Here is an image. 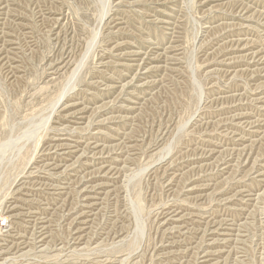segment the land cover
<instances>
[{"label": "rangeland", "instance_id": "obj_1", "mask_svg": "<svg viewBox=\"0 0 264 264\" xmlns=\"http://www.w3.org/2000/svg\"><path fill=\"white\" fill-rule=\"evenodd\" d=\"M0 60V264H264V0H0Z\"/></svg>", "mask_w": 264, "mask_h": 264}, {"label": "bare ground", "instance_id": "obj_2", "mask_svg": "<svg viewBox=\"0 0 264 264\" xmlns=\"http://www.w3.org/2000/svg\"><path fill=\"white\" fill-rule=\"evenodd\" d=\"M208 1V0H207ZM211 1V0H210ZM215 1V0H214ZM219 1V0H218ZM202 3H203V1H202ZM165 4V3H164ZM206 7V6H205ZM239 8H242V7H239ZM242 10H243V8H242ZM238 11V10H237ZM245 11V10H244ZM238 13V12H237ZM256 20V19H255ZM110 22H112V21H110ZM109 22V23H110ZM108 23V22H107ZM113 23V22H112ZM106 26H108V25H106ZM110 26V25H109ZM233 26V25H232ZM111 27V26H110ZM235 27H237V26H235ZM172 36H174V35H172ZM3 39V38H2ZM181 39V38H180ZM236 41H238V40H236ZM4 42V41H3ZM231 42V41H230ZM229 42V43H230ZM170 43V42H169ZM173 43V42H172ZM177 43V42H176ZM238 43V42H237ZM227 44V43H226ZM240 44V43H239ZM244 45H245V43H244ZM231 46V45H230ZM4 47V46H3ZM170 47V46H169ZM169 47H168V49H169ZM175 47V46H174ZM180 47V46H179ZM235 47V46H234ZM229 48V47H228ZM239 48V47H238ZM170 50H172V49H170ZM174 50V49H173ZM231 50V49H230ZM181 51V50H180ZM176 52V51H175ZM156 53V52H155ZM165 53V52H164ZM236 53H237V51H236ZM132 54V53H131ZM167 54V53H166ZM172 54V53H171ZM179 54V53H178ZM182 54H184V53H182ZM123 55V54H122ZM135 55V54H134ZM142 55V54H141ZM130 56V55H129ZM132 56V55H131ZM136 56V55H135ZM182 56H184V55H182ZM3 57V56H2ZM138 57V56H137ZM174 57V56H173ZM233 57V56H232ZM236 57V56H235ZM244 57V56H243ZM124 58V57H123ZM165 58V57H164ZM239 57H237V59H238ZM242 58V57H241ZM245 58H246V56H245ZM2 59V58H1ZM4 59V58H3ZM2 59V60H3ZM7 59V58H6ZM172 59H174V58H172ZM180 59V58H179ZM234 59V58H233ZM236 59V60H237ZM243 59V58H242ZM8 60V59H7ZM151 60V59H150ZM166 60V59H165ZM230 60V59H229ZM232 60V59H231ZM1 61V60H0ZM158 61H159V58H158ZM227 61V60H226ZM226 61H224V62H226ZM238 61V60H237ZM141 62V61H140ZM232 62H234V60L232 61ZM12 63V62H11ZM145 63H146V61H145ZM179 63V62H178ZM222 63H223V61H222ZM6 64V63H5ZM70 64V63H69ZM69 64H67V66H69ZM228 64V63H227ZM64 65V64H63ZM66 65V64H65ZM143 65V64H142ZM55 67V66H54ZM176 67V66H175ZM66 68H68V67H66ZM71 68V67H70ZM151 68V67H150ZM173 68V67H172ZM148 69V68H147ZM167 70H168V68H166ZM170 69V68H169ZM151 70V69H150ZM165 70V69H164ZM163 70V71H164ZM259 70V69H258ZM54 71V70H53ZM57 71V70H56ZM65 71H66V69H65ZM80 71V70H79ZM140 71V70H139ZM142 71V70H141ZM143 71H145V69L143 70ZM156 71V70H155ZM179 71V70H178ZM58 72V71H57ZM60 72V71H59ZM78 73V71L77 70H75L74 72H73V78L75 77V75ZM150 73V72H149ZM148 75V74H147ZM182 75V74H181ZM166 76H168V75H166ZM171 78V77H170ZM96 85V84H95ZM98 85V84H97ZM148 85H150V84H148ZM106 89H108V88H106ZM68 91V90H67ZM67 91L65 92L64 91V93H62V95L57 99V101H56V103H54L53 104V114L54 113H58V111H56L57 110V107L59 106V105H61V103H62V105H61V107L62 106H64V103H63V101H64V97H66V96H68L66 93H67ZM66 95V96H65ZM70 97V96H69ZM65 99H67V98H65ZM75 104V103H74ZM73 104V106H75ZM72 105V104H71ZM82 105V104H81ZM66 106V105H65ZM68 106V105H67ZM70 107V106H69ZM68 108V107H67ZM69 109V108H68ZM83 109V108H82ZM62 110H65L66 112L68 111V110H66L65 109V107L62 109ZM61 110V111H62ZM79 110V109H78ZM86 110V109H85ZM73 111V110H72ZM62 112H64V111H62ZM84 112V111H83ZM79 114H81L82 112H78ZM75 115V114H74ZM74 115H72V116H74ZM59 116V115H58ZM63 116V115H62ZM67 117H68V115H67ZM69 117H70V114H69ZM71 118V117H70ZM81 118V117H80ZM235 118V117H234ZM239 118V117H238ZM241 118V117H240ZM62 119V118H61ZM82 120V119H81ZM223 123V122H222ZM77 124H78V122H77ZM80 124V123H79ZM214 125V124H213ZM219 125H220V123H219ZM78 127V126H77ZM209 127V126H208ZM68 128V127H67ZM78 129V128H77ZM81 129V128H80ZM64 130V129H63ZM74 130V129H73ZM59 132V131H58ZM78 132V131H77ZM85 133H87V132H85ZM62 134V133H61ZM89 134V133H88ZM214 134V133H213ZM205 135V134H204ZM208 136H209V134H208ZM63 137V136H62ZM83 137V136H82ZM86 137V136H85ZM88 137H89V135H88ZM90 138V137H89ZM204 138V137H203ZM214 139V138H213ZM89 140V139H88ZM45 141V140H44ZM72 141V140H71ZM209 141V140H208ZM88 142V141H87ZM204 142V141H203ZM212 142V141H211ZM93 143V142H92ZM205 143H206V141H205ZM218 143V142H217ZM214 144H215V142H214ZM214 144H212V145H214ZM60 145V144H59ZM71 145V144H70ZM88 145V144H87ZM90 145V144H89ZM96 145V144H95ZM94 145V146H95ZM61 146V145H60ZM59 146V147H60ZM67 147H68V145H66ZM86 146V145H85ZM101 146V145H100ZM135 146V145H134ZM216 146H217V144H216ZM221 146V145H220ZM92 147V146H91ZM88 148V147H87ZM46 149V148H45ZM58 149V148H57ZM78 149V148H77ZM95 149V148H94ZM102 149V148H101ZM130 149V148H129ZM54 150V149H53ZM78 150H82V149H78ZM77 150V151H78ZM92 150H93V148H92ZM209 150V149H208ZM43 151V150H42ZM76 151V152H77ZM88 151V150H87ZM91 151V150H90ZM130 151V150H129ZM212 151V150H211ZM210 151V152H211ZM217 151V150H216ZM48 152V151H47ZM63 152V151H62ZM67 152H69V151H67ZM66 152V153H67ZM75 152V151H74ZM84 152V151H83ZM94 152V151H93ZM105 152V151H104ZM214 152H215V149H214ZM218 152H219V150H218ZM72 153V152H71ZM103 153V152H102ZM167 153V152H166ZM93 154V153H92ZM201 154V153H200ZM205 154V153H204ZM210 154V153H209ZM208 154V155H209ZM46 155H48V154H46ZM87 155V154H86ZM165 155V154H164ZM202 155V154H201ZM212 155V154H211ZM167 156V155H166ZM81 157V156H80ZM60 158V157H59ZM165 158V157H164ZM204 158V157H203ZM207 158V157H206ZM49 159V158H48ZM67 159V158H66ZM97 159V158H96ZM56 160V159H55ZM64 160V159H63ZM78 160V159H77ZM117 160V159H116ZM208 160V159H207ZM176 161V160H175ZM54 162V161H53ZM76 162V161H75ZM115 162V161H114ZM174 162V161H173ZM248 162V161H247ZM50 163V162H49ZM224 163V162H223ZM222 163V164H223ZM44 164V163H43ZM48 164V163H47ZM52 164V163H51ZM168 164V163H167ZM175 164V163H174ZM45 165V164H44ZM66 165V164H65ZM72 165H73V163H72ZM224 165V164H223ZM34 166V165H33ZM42 166V165H41ZM46 166V165H45ZM90 166V165H89ZM230 166V165H229ZM40 167V166H39ZM68 167V166H67ZM106 167V166H105ZM203 167V166H202ZM31 168V167H30ZM37 168V166L35 167V169ZM47 168V167H46ZM58 168V167H57ZM56 168V169H57ZM166 168V167H165ZM227 168V167H226ZM33 169V168H32ZM53 169V168H52ZM159 169V168H158ZM167 169V168H166ZM169 169V168H168ZM205 169V168H204ZM42 170V169H41ZM61 170V169H60ZM94 170H96V169H94ZM106 170V169H105ZM111 170V169H110ZM173 170V169H172ZM180 170V169H179ZM232 170V169H231ZM40 171V170H39ZM120 171V170H119ZM156 171V170H155ZM168 171V170H167ZM205 171V170H204ZM32 172H34V171H32ZM63 172V171H62ZM91 172V171H90ZM108 172V171H107ZM106 172V173H107ZM115 172V171H114ZM46 173V172H45ZM53 173H54V171H53ZM59 173V172H58ZM87 173V172H86ZM111 173V172H110ZM165 173H167V172H165ZM173 173V172H172ZM261 173V172H260ZM28 174H29V171H28ZM31 174V173H30ZM113 174V173H112ZM164 174V173H163ZM177 174V173H176ZM179 174V173H178ZM51 175V174H50ZM175 175V174H174ZM57 177V176H56ZM201 177V176H200ZM178 178V177H177ZM176 178V179H177ZM33 179V178H32ZM54 179H56V178H54ZM98 179V178H97ZM112 179V178H111ZM201 179V178H200ZM216 179V178H215ZM35 180V179H34ZM42 180V179H41ZM50 180H51V178H50ZM109 180V179H108ZM175 180V179H174ZM203 180V179H202ZM200 181V180H199ZM264 181V180H263ZM262 181V182H263ZM24 182V181H23ZM27 182V181H26ZM25 183V182H24ZM32 183V182H31ZM112 183V182H111ZM119 183V182H118ZM20 184V183H19ZM64 184V183H63ZM70 184V183H69ZM94 184V183H93ZM98 184V183H97ZM100 184H102L101 182H100ZM206 184V183H205ZM204 184V185H205ZM71 185V184H70ZM99 185V184H98ZM198 185V184H197ZM196 185V186H197ZM218 185V184H217ZM28 186V185H27ZM95 186V185H94ZM100 186V185H99ZM103 186V185H102ZM201 186V185H200ZM206 186V185H205ZM211 186V185H210ZM215 186V185H214ZM222 186H223V184H222ZM56 187V186H55ZM63 187V186H62ZM93 187V186H92ZM192 187V186H191ZM212 187V186H211ZM210 187V188H211ZM15 188H17V187H15ZM22 188V187H21ZM91 188V187H90ZM115 189H117L116 187H114ZM119 188V187H118ZM193 188V187H192ZM19 189V188H18ZM66 189V188H65ZM20 190V189H19ZM90 190V189H89ZM93 190V189H92ZM120 190V189H119ZM82 191V190H81ZM29 192H31V191H29ZM59 192V191H58ZM57 192V193H58ZM62 192V191H61ZM212 192V191H211ZM214 192V191H213ZM244 192V191H243ZM53 193V192H52ZM106 193H107V191H106ZM188 193H189V191H188ZM192 193H193V191H192ZM21 194V193H20ZM27 194V193H26ZM62 194H64V193H62ZM101 194H102V192H101ZM108 194V193H107ZM191 194V193H190ZM204 194V193H203ZM213 194V193H212ZM215 194V193H214ZM221 195V194H220ZM33 196V195H32ZM214 196H216V195H214ZM86 197V196H85ZM89 197V196H88ZM87 197V198H88ZM19 198V197H18ZM30 198V197H29ZM197 198V197H196ZM231 198H232V196H231ZM253 198V197H252ZM21 199V198H20ZM32 199V198H31ZM90 199V198H89ZM93 199V198H92ZM205 199V198H204ZM230 199V198H229ZM23 200V199H22ZM226 200V199H225ZM253 200V199H252ZM21 201V200H20ZM86 201V200H85ZM25 202V201H24ZM88 203V202H87ZM220 203V202H219ZM10 205V204H9ZM12 205V204H11ZM20 205V204H19ZM85 205H87V204H85ZM89 205H90V203H89ZM203 205V204H202ZM247 205V204H246ZM17 206H18V204H17ZM200 206V205H199ZM204 206V205H203ZM202 206V207H203ZM221 206V205H220ZM15 207V206H14ZM22 207V206H21ZM87 208V207H86ZM204 208H206V207H204ZM13 210V209H12ZM11 210V211H12ZM23 210V209H22ZM97 210V209H96ZM173 210V209H172ZM200 210V209H199ZM92 211V210H91ZM86 212H88V211H86ZM85 212V213H86ZM204 212V211H203ZM21 213V212H20ZM82 213V212H81ZM177 213V212H176ZM181 213H183V212H181ZM180 213V214H181ZM242 213H243V211H242ZM27 214V213H26ZM84 214V213H83ZM12 215V214H11ZM18 215V214H17ZM22 215V214H21ZM25 215V214H24ZM8 216V215H7ZM14 216V215H13ZM27 216H29V215H27ZM165 216V215H164ZM10 217V216H9ZM15 217V216H14ZM20 217V216H19ZM203 217V216H202ZM13 218V217H12ZM22 218V217H21ZM20 218V219H21ZM182 218V217H181ZM29 219V218H28ZM90 219V218H89ZM22 220H24V219H22ZM31 220V219H30ZM33 220V219H32ZM38 220V219H37ZM88 220V219H87ZM86 220V221H87ZM91 220V219H90ZM170 220H172V219H170ZM198 220V219H197ZM10 221V220H9ZM34 221H36V220H34ZM44 221V220H43ZM73 221V223H74V220H72ZM84 221V220H83ZM85 221V222H86ZM183 221V220H182ZM206 221V220H205ZM16 222V221H15ZM19 222V221H18ZM80 222H82V221H80ZM162 222V221H161ZM212 222V220L210 221V223ZM36 223H37V221H36ZM170 223V222H169ZM213 223V222H212ZM215 223V222H214ZM39 224V223H38ZM48 224V223H47ZM163 224V223H162ZM165 224V223H164ZM207 224H208V222H207ZM247 224V223H246ZM41 225V224H40ZM166 225V224H165ZM170 225V224H169ZM245 225V224H244ZM86 226V225H85ZM88 226V225H87ZM207 226V225H206ZM212 226V225H211ZM215 226V225H214ZM26 227H29V226H26ZM173 227V226H172ZM217 227V226H216ZM233 227H234V225H233ZM24 228V227H23ZM41 228V227H40ZM47 228H49V227H47ZM80 228V227H79ZM78 228V229H79ZM85 228V227H84ZM7 229V228H6ZM10 229V228H9ZM8 229V230H9ZM13 229V228H12ZM16 229V228H15ZM78 229L76 230V231H78ZM165 229V228H164ZM167 229V228H166ZM175 229V228H174ZM180 229H181V227H180ZM179 229V230H180ZM220 229H222V228H220ZM47 230V229H46ZM82 230V229H81ZM172 230V229H171ZM29 231V230H28ZM41 231V230H40ZM230 231V230H229ZM173 232V231H172ZM6 233V232H5ZM16 233V232H15ZM38 233V232H37ZM36 234V233H35ZM7 235V234H6ZM14 235V234H13ZM16 235V234H15ZM18 235V234H17ZM218 235V234H217ZM82 236H84V234L82 235ZM224 236V235H223ZM14 237V236H13ZM47 236H45V238H46ZM124 237V236H123ZM231 237V236H230ZM23 238V237H22ZM25 238V237H24ZM44 238V239H45ZM223 238V237H222ZM5 239V238H4ZM77 239V238H76ZM213 239V238H212ZM211 239V240H212ZM218 239V238H217ZM228 239V238H227ZM36 240V239H35ZM39 240H41V239H39ZM79 240V239H78ZM229 240V239H228ZM7 241V240H6ZM42 241V240H41ZM220 241V240H219ZM222 241V240H221ZM11 242V241H10ZM34 242V241H33ZM223 242V241H222ZM225 242V241H224ZM12 243V242H11ZM29 243V242H28ZM37 243V242H36ZM43 243V242H42ZM14 244H16V243H14ZM44 244V243H43ZM80 244H82V243H80ZM170 244V243H169ZM212 244V243H211ZM224 244V243H223ZM228 244H230V243H228ZM5 245V244H4ZM19 245V244H18ZM21 245V244H20ZM24 245H25V243H24ZM26 245H27V243H26ZM25 245V246H26ZM225 245V244H224ZM12 246V245H11ZM15 246V245H14ZM13 246V247H14ZM174 246V245H173ZM210 246V245H209ZM220 246V245H219ZM228 246V245H227ZM13 247H11V248H13ZM215 247V246H214ZM7 248V247H6ZM28 248V247H27ZM8 249V248H7ZM18 249V248H17ZM22 249V248H21ZM37 249V248H36ZM167 249V248H166ZM213 249V248H212ZM5 251H7V250H5ZM9 251H10V249H9ZM17 251V250H16ZM202 251V250H201ZM217 251V250H216ZM223 251V250H222ZM172 252V251H171ZM9 255V254H8ZM19 255V254H18ZM169 255V254H168ZM203 255V254H202ZM208 256V255H207ZM6 258H8V257H6ZM16 258V257H15ZM5 259V258H4ZM15 260V259H14ZM1 261H2V259H1ZM209 262V261H208ZM2 263H4V261L2 262ZM8 263V262H7ZM7 263H5V264H7ZM10 263V262H9ZM103 263V262H102Z\"/></svg>", "mask_w": 264, "mask_h": 264}]
</instances>
